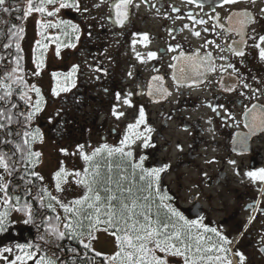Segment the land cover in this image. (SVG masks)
I'll use <instances>...</instances> for the list:
<instances>
[{
    "label": "snow or ice",
    "instance_id": "obj_1",
    "mask_svg": "<svg viewBox=\"0 0 264 264\" xmlns=\"http://www.w3.org/2000/svg\"><path fill=\"white\" fill-rule=\"evenodd\" d=\"M184 2L202 11L208 0ZM141 3H149V0H141ZM239 3L258 10L255 13L249 10L230 11L227 28L219 23L218 15L209 16L213 21V32L219 27L225 34L234 32L239 39L223 46L214 40H207L202 47L213 45L221 52L226 49L233 56L243 58L246 54L244 49L251 41L250 46L258 50V58L264 62V33H258L255 28H252L251 34L247 31L264 20V0H211L210 6L215 11L217 7ZM132 5L140 7L135 0H115L110 5L116 24L123 26ZM151 7L156 5L151 4ZM62 9L80 11V0H0V14L14 15L16 21H26L34 13L42 18H55ZM171 11L179 12V9L171 6ZM187 16L195 24L208 23L203 18L197 19L191 12ZM6 23L0 15V25ZM36 25L40 39L35 41L32 49L34 70L30 74L23 63V24L12 23L6 30L0 28V234L7 231L12 213L23 215V223L36 226L38 232L31 242L0 246V264H233V257L238 258V264H245V256L230 247L233 241L221 230L204 223L203 216L199 219L186 218L174 206L173 196L161 186L162 174L167 172L169 165H146L148 157L142 150L154 147V144L151 139L153 129L147 125L143 107L139 109L135 122L127 124L118 145L103 143L90 152L86 151L84 144L77 145L72 153L61 149L64 156L79 155L83 167L69 170L61 161L52 176L53 190L45 186L44 176L36 171L42 163V153L35 150V145L43 143L44 137L40 128L34 126L36 117L44 109L45 97L37 84L29 82V75L40 76L50 43L55 44L57 57L61 48H74L76 45L71 40L79 41L80 29L64 19H40ZM184 27L189 28L187 24ZM49 29L58 30L59 34L48 35ZM189 30L192 35L201 36L200 31ZM202 31L208 32L209 28L204 27ZM142 39L146 46L149 40L147 34ZM135 43L133 40V51ZM174 50L172 47L168 49ZM135 55L141 63L157 56L155 52H148L146 58L140 53ZM172 59L181 62L179 74H173L178 88L193 76L203 82L208 73L219 69L223 74L230 69V77L235 75L238 81H242L239 84L242 89L240 96L246 99L256 98L257 93L264 96V89H253L228 57L221 55L219 59L224 63L220 65L216 64L211 52L203 56L199 52L192 56L181 52ZM170 67L175 68L176 65ZM77 71L78 66H73L66 74L53 72L55 83L51 95L58 97L75 88ZM95 71L101 69L96 68ZM152 81L149 95L153 91L161 97L170 95L163 87L162 77L154 76ZM220 83L223 91H236L237 83L225 85L223 76ZM244 90H250L251 96ZM116 100H121L119 93ZM123 104L132 107L130 94L123 98ZM208 107L219 114L217 110L223 105L208 104ZM111 114L116 120L125 115L116 106H113ZM226 115L232 118L230 113ZM244 115L250 118V122L245 123L249 132L241 138L242 144L257 130L264 131V107L256 104L250 108L245 106ZM138 148L141 150L139 153ZM229 163L235 164V161ZM246 175L253 182H264V168L249 171ZM66 185H75L73 191L80 189V195L72 199L62 198ZM37 216L40 217V224H36ZM99 232L114 238L115 250L111 254L95 250L93 241Z\"/></svg>",
    "mask_w": 264,
    "mask_h": 264
},
{
    "label": "flooded vegetation",
    "instance_id": "obj_2",
    "mask_svg": "<svg viewBox=\"0 0 264 264\" xmlns=\"http://www.w3.org/2000/svg\"><path fill=\"white\" fill-rule=\"evenodd\" d=\"M114 2L115 0H104L103 3L101 0H80V11L62 9L55 18H42L38 13H34L26 21H16L14 15L0 14L8 22L0 25V28L6 30L12 23L23 24L25 28V35L21 41L23 63L25 70L30 74L34 70L31 62L32 49L35 41L40 39L37 35L36 21L64 19L76 24L80 29V39L75 41L73 38L71 42L76 46L70 48L73 66H78L75 74L76 87L70 93L60 95L61 104L63 105L67 98L71 101L82 99L88 103L98 101L100 113L104 112L108 117H113L111 114L113 106H116L118 111L126 113L123 98L130 94L131 104L139 105L135 107L138 108L136 112L143 107L145 113L152 115L151 126L147 125L155 128L152 143L156 145V150L160 152V148L165 150L171 146L178 153L174 159L164 157L166 165H169V174L171 172L177 175L175 169H180L183 170V175L185 168H192L198 173L197 181L191 182L195 193L188 195L184 200L182 193H185L186 188L182 183V177L178 175L177 180L168 181V192L174 198L172 201L174 206L186 218L199 219L203 216L204 223L221 230L233 241L230 247L245 256V264H264V251H262L264 249V182H253L246 175L249 171L264 168V131L257 130L246 143H241V138L249 132V128L245 127V123L250 122V118L244 115L245 106L250 108L252 104H256L258 107H264V96L259 93L254 99L240 96L239 92L242 89L239 84L242 81H238L235 75L230 77V69L228 73L223 74L219 69L214 73H208L203 82H200L199 77L193 76L185 85L178 88L173 74H179L181 62L172 59L181 52L186 56L195 55L197 52L203 56L211 52L216 64L220 65L224 63L219 59L223 55L229 58L238 69V73L246 78L253 89H264V62L259 60L258 50L250 46L251 41L244 49L246 54L243 58L233 56L226 49L221 52L213 45L202 47L207 40H214L216 44L223 46L239 39L234 32L225 34L219 27L213 32L211 29L213 21L209 16L218 15L219 23L227 28V16L230 11L249 10L255 13L258 9L246 3H239L223 8L217 7L213 11V7L210 6L211 0H208L201 11L195 5L186 4L184 0H149V3L135 0L140 7L130 6L128 18L121 26L115 23L114 11L110 8ZM151 4H155L156 7H151ZM171 6L178 8L179 12H172ZM189 12L197 19L203 18L208 23L206 25L193 23L187 16ZM177 17L181 18L177 19ZM186 24L189 28L184 27ZM204 27H208L209 31H202ZM252 28L258 33H264V20L249 27L247 29L249 34ZM189 29L200 31L201 36L192 35ZM47 34L59 33L58 30L49 29ZM144 34L149 37L146 46L142 39ZM133 40L136 41L135 51H133ZM45 43L49 42L45 41ZM170 47L175 50L168 51ZM64 48H61L59 60ZM48 49L55 51V44L50 43ZM148 52H155L156 58L146 60L145 63L136 59V53L146 58ZM96 68H100L101 71H95ZM129 73L132 75L129 76ZM41 74L38 77L29 75V82H37L36 84L40 85ZM154 76L163 78V87L170 95L161 97L155 91L149 95V84L154 83L152 81ZM222 76L225 85L237 83L236 91L222 90L220 83ZM244 91L251 96L250 90ZM117 93L121 95L120 101L116 100ZM208 104L223 105V107L217 110L219 113L217 114L208 107ZM226 113H230L232 118ZM38 117L39 115L34 121L35 127H39L43 134H50L51 131L52 134L56 133L48 123V118ZM88 124L90 119L85 121V126L81 130L91 134L98 125L87 127ZM171 124L176 126L177 132L191 133L188 146L177 143L180 146L178 148L166 141L168 135L164 133L170 129ZM75 125L78 128V123L75 122ZM112 134H116L115 128L110 132L107 131L106 136L102 134L100 137L106 141L107 136ZM164 143L165 146L160 147ZM209 150L213 153H209ZM154 157L157 158L156 154ZM229 161H235V164ZM249 218H252L251 222ZM24 219L25 217L19 213L11 214V223L7 231L0 234V246H14L17 242L35 240L38 235L37 227L32 224L25 225ZM36 224H40L39 216ZM19 225L25 229H17ZM112 244L115 250L114 240ZM232 261L233 264H238V258L233 257Z\"/></svg>",
    "mask_w": 264,
    "mask_h": 264
},
{
    "label": "rangeland",
    "instance_id": "obj_3",
    "mask_svg": "<svg viewBox=\"0 0 264 264\" xmlns=\"http://www.w3.org/2000/svg\"><path fill=\"white\" fill-rule=\"evenodd\" d=\"M52 50L48 49L45 54V64L43 70L41 71L42 80L40 82V85L37 84V86L41 88L42 94L46 95L44 109L41 113L38 114V118H48V123L53 127V129H55L56 133L52 134L51 131L50 134H43V143H37L35 145V150L42 153V163L38 165L37 170L41 173V175L44 176L45 186L50 190H53L54 185L52 176L60 167L61 161H64L65 166L69 170L81 169L83 167V161L79 158V155L64 156L61 152V149H66L69 153H72L76 151L77 145L84 144L86 151L90 152L91 149L99 147L103 143H108L109 145H118L119 140L124 135V130L126 129L127 124L134 123L139 114V112H136L138 108H135L139 105L135 103L132 104V107H128L127 105L123 104L126 113L119 120H116L115 117H108L107 113H100L98 101L88 103L82 101V99H80L79 101H71L70 98H67L68 100H65L64 104L62 105V98L60 96L54 97L51 95V88L55 83L52 80V73L58 72L66 74L71 71L74 64L72 62V50L70 48H64L60 60L57 56H55L54 49ZM56 61L59 63H56ZM34 83L36 84L37 82ZM70 92L61 94L66 95ZM196 95L197 94H195V96ZM58 111L59 115H57ZM145 115L146 122H149L147 124H150L151 126L153 120L152 115L149 116L147 113H145ZM88 119H90V124H88L87 127H95L96 125H98L95 131H91V134L87 133L86 131L83 132L81 130V128L85 126V121H88ZM72 121L74 123H72ZM75 122L78 123V128H76ZM54 125L60 127L58 128ZM112 128H115L116 134L107 136L108 138L106 139V141H103L102 137L100 136L102 134V136H106L107 131L110 132ZM175 128L176 126L174 124H171L170 129L164 133L168 135V137H166V141L170 142L172 146L176 147L178 146L177 143H182L184 146H188L190 143L191 133H189L188 131L177 132L175 131ZM142 129L143 125L141 126V130ZM152 129L153 131L151 133V139L153 141L155 128ZM164 146L165 143L161 144L160 147ZM168 147L169 149L165 150H162V148H160V152L156 150V145L148 149H143V153L148 157V159L146 160V165L158 167L167 163L165 162V159H174V157H176L178 153L176 149H173V147ZM140 151L141 150L138 148L137 152L139 153ZM211 152L212 150H209V153ZM155 154L159 160L154 157ZM182 171L183 170L175 169V173H177V175H173L171 174V172L169 174V170H167L166 173L162 174L161 186L164 191L168 192V181H175L177 180L178 175H180V177H182V183L186 188V190L184 189L185 193H182L184 200L188 195H193L195 193V189L192 188L191 182L192 180L197 181L198 173L196 171L194 172L192 168H185L183 176ZM65 187L67 190L62 194V198L72 199L80 195V189H76L75 191H73L75 185H66ZM110 240L113 242L114 238L107 233L99 232L97 233V239L93 241V246L96 251L105 254H111V252L114 251V247Z\"/></svg>",
    "mask_w": 264,
    "mask_h": 264
},
{
    "label": "trees",
    "instance_id": "obj_4",
    "mask_svg": "<svg viewBox=\"0 0 264 264\" xmlns=\"http://www.w3.org/2000/svg\"><path fill=\"white\" fill-rule=\"evenodd\" d=\"M17 229H25L24 227H22L21 225H19L18 227H17ZM1 237V236H0Z\"/></svg>",
    "mask_w": 264,
    "mask_h": 264
}]
</instances>
